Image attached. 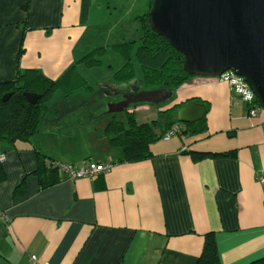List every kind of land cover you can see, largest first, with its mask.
I'll return each instance as SVG.
<instances>
[{"label": "crops", "instance_id": "1", "mask_svg": "<svg viewBox=\"0 0 264 264\" xmlns=\"http://www.w3.org/2000/svg\"><path fill=\"white\" fill-rule=\"evenodd\" d=\"M93 1L30 0L26 14L27 0H0V82L30 69L58 79L79 61L82 42L83 51L104 45H90L106 40L90 30L97 25L108 31L111 24L104 19L112 16L93 23ZM121 17L119 25L133 16ZM168 99L173 105L204 103L210 137L193 143L190 135L172 136L152 145L151 158L122 162V151L101 134L100 123L99 135L93 134L99 150L59 154L65 141L54 126L66 113L52 106V119L31 144L0 146L7 155V182L0 185V264H196L210 232H216L221 264L263 258L264 110L250 117L249 104L218 79H193ZM35 150L76 167L90 161L115 166L99 176L104 190H98V177L68 180L60 174V183L41 191L32 175ZM195 151L232 152L197 159L190 154ZM25 179L26 194L15 197Z\"/></svg>", "mask_w": 264, "mask_h": 264}, {"label": "trees", "instance_id": "2", "mask_svg": "<svg viewBox=\"0 0 264 264\" xmlns=\"http://www.w3.org/2000/svg\"><path fill=\"white\" fill-rule=\"evenodd\" d=\"M148 4L149 13L153 6V0H148ZM29 10L30 0H27L23 12L28 14ZM148 13L140 18L143 35L139 42L125 41L120 44L97 48L72 65L58 79H51L36 69H30L20 72L13 80L0 82V146L31 144L49 121L50 112L54 107L50 104L55 96L61 94L60 99L67 100L81 90L91 93L93 86L84 76L82 70H93L104 66L107 57L110 55H115L124 62V65L113 74L114 81L119 83L122 88L116 89L117 94H122L119 91H123L128 85L138 88L146 87L152 91L143 93L144 97L139 100L142 99V102L148 104L169 100L168 98L172 96L173 92L195 79L184 70V56L176 51L165 38L151 29ZM28 19L29 16H26V20ZM25 41L26 38L23 35L20 44L21 55L24 53ZM137 66L141 69L142 80L138 79ZM25 93L37 94L42 98L39 103L31 104L25 97ZM110 93L114 95L112 92ZM7 95H11L8 100H6ZM116 104H120V102L110 105L116 106ZM184 104L172 105L169 109L160 112L157 118L150 123H139L134 109L121 112V115L122 113L126 115L122 117L123 119H119L118 115H109L112 116L111 121L101 123L104 136L112 147L122 151L124 156L122 162H137L151 158L152 145L164 140V137L176 125L183 127L182 132L176 135H190L193 138V143L208 139L210 136L207 117L197 124L185 125L179 122L178 111ZM247 108L248 111H251L253 105H248ZM58 113L60 115L61 110ZM106 113L111 114L109 107ZM103 125H105V129ZM186 150H188L187 147ZM35 152L37 167L32 175L38 179L40 190H46L60 183V174H63L58 165L60 162L54 161L39 150H35ZM231 152L200 153L195 151L190 152V154L197 159H212ZM1 153L7 158L4 150ZM4 163L0 161V185L7 182ZM95 181L97 185H101L98 190L105 189L103 177H98ZM26 190L25 179L15 189V197H24ZM196 264H221L216 232L204 235V246ZM250 264H264V257Z\"/></svg>", "mask_w": 264, "mask_h": 264}, {"label": "water", "instance_id": "3", "mask_svg": "<svg viewBox=\"0 0 264 264\" xmlns=\"http://www.w3.org/2000/svg\"><path fill=\"white\" fill-rule=\"evenodd\" d=\"M148 22L184 56L189 75L219 79L233 72L246 81L264 110V0H153ZM24 95L31 104L42 98ZM120 104L109 106L110 113L123 112L129 101ZM207 114L204 103L189 100L179 109L178 120L197 124Z\"/></svg>", "mask_w": 264, "mask_h": 264}, {"label": "rangeland", "instance_id": "4", "mask_svg": "<svg viewBox=\"0 0 264 264\" xmlns=\"http://www.w3.org/2000/svg\"><path fill=\"white\" fill-rule=\"evenodd\" d=\"M93 5L94 6L90 10V12H92L91 16H95L93 23H98V21L103 19L102 16H112L104 19L105 22L111 24V27L108 31H105V27L93 26L92 30H90V34H92L93 31H100L99 33L103 34L106 40L103 41V38L100 36L97 38L98 40L101 38L100 41H94L90 45H94L98 42H103L105 44L94 47L92 50L86 48V50L83 51L82 46L84 42H82L81 52L78 57L79 60L100 47L116 45L125 41L139 42L141 40L143 31L141 29L142 24L140 23V18L148 13V0H94ZM121 16L133 17L124 20L121 25H119L116 22L119 18H122ZM108 33H111V37L108 36ZM106 42H109V44ZM123 65V60L115 55H110L107 57L104 66L93 70H82L84 76L93 86V91L91 93L81 90L68 100L60 99L62 96L61 94L55 96L50 106H54L55 110H71L59 119L58 122L56 121L57 123L55 122L58 125L54 126V131L56 132L58 130L57 136L65 141L64 146L59 148V154H68V152H70L73 156L78 157L79 154L74 155V153L90 152L93 149H100V145L94 140L95 137L93 134L97 133L99 135L98 125L103 121L108 123L112 119V116L108 118L107 116L113 114L101 116L100 110L104 109L105 112H107L108 107L111 106L110 104L119 102L120 95L113 89V86L121 85L114 81L112 77ZM137 69L138 79L142 80L143 75L141 69L139 66H137ZM106 87H110V90H107ZM132 88H134V86L128 85L124 88V92H131ZM142 90L143 93L152 91L146 87H143ZM110 92L114 95H111ZM142 101L143 100H137L135 104L131 106L136 112L137 121L139 123H150L157 118L160 112L169 109L173 105V100L156 102L154 104H148ZM54 113L55 111L52 112L50 116L51 119ZM114 115H118L119 119H123L122 117L126 116L125 113L121 115V112ZM103 128L105 129V125H103ZM101 134H104V131L101 132ZM67 147H71V149L68 150Z\"/></svg>", "mask_w": 264, "mask_h": 264}, {"label": "built area", "instance_id": "5", "mask_svg": "<svg viewBox=\"0 0 264 264\" xmlns=\"http://www.w3.org/2000/svg\"><path fill=\"white\" fill-rule=\"evenodd\" d=\"M221 81L227 82L232 91L238 94L247 104L250 106L253 105V109L250 111V117H256L259 113V110H262L257 104V98L251 91L249 85L246 81L233 72H227L222 76ZM257 102V103H256ZM183 127L181 125H176L173 127L172 131L164 137V140L168 141L172 136H176V134L181 133ZM6 157L0 151V161H5ZM60 167V172L63 173L68 180L75 179H84V178H96L101 175L108 174L112 172L114 168V163H98L91 162L88 165L83 166H73L66 163L58 164ZM264 184V180L262 181Z\"/></svg>", "mask_w": 264, "mask_h": 264}, {"label": "flooded vegetation", "instance_id": "6", "mask_svg": "<svg viewBox=\"0 0 264 264\" xmlns=\"http://www.w3.org/2000/svg\"><path fill=\"white\" fill-rule=\"evenodd\" d=\"M196 79V78H195ZM207 79V78H206ZM222 77H220L218 80H221ZM120 92V91H119ZM122 94H120V99H119V102L122 103V107H124V102L126 101H129V105L127 106L126 109H124V111L128 110L131 106H133L135 104V102L137 100H139L141 97L143 98L144 96L142 95L143 94V90L142 88H138V87H134L132 88L131 92H124V91H121ZM142 100V99H141ZM119 106V108H122Z\"/></svg>", "mask_w": 264, "mask_h": 264}, {"label": "clouds", "instance_id": "7", "mask_svg": "<svg viewBox=\"0 0 264 264\" xmlns=\"http://www.w3.org/2000/svg\"><path fill=\"white\" fill-rule=\"evenodd\" d=\"M258 102V101H257Z\"/></svg>", "mask_w": 264, "mask_h": 264}]
</instances>
